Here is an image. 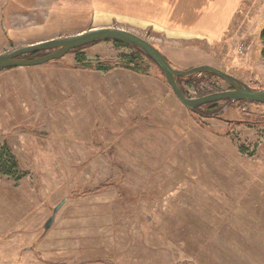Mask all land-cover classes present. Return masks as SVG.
I'll use <instances>...</instances> for the list:
<instances>
[{
	"label": "rangeland",
	"instance_id": "1",
	"mask_svg": "<svg viewBox=\"0 0 264 264\" xmlns=\"http://www.w3.org/2000/svg\"><path fill=\"white\" fill-rule=\"evenodd\" d=\"M103 26L264 88V0H0V53ZM74 49L0 70V264H264V103L191 110L143 52ZM203 72L188 96L231 88Z\"/></svg>",
	"mask_w": 264,
	"mask_h": 264
},
{
	"label": "water",
	"instance_id": "2",
	"mask_svg": "<svg viewBox=\"0 0 264 264\" xmlns=\"http://www.w3.org/2000/svg\"><path fill=\"white\" fill-rule=\"evenodd\" d=\"M100 40H118L128 45L137 46L161 68L173 92L188 109L194 110L196 107L205 103L223 99L251 100L264 103V88L254 89L245 81L212 64L205 63L187 69H177L169 63L165 55L150 41L128 29L120 27H95L73 35L51 38L13 48L12 50L0 53V70L14 66L40 64L51 59H57L64 56L71 49ZM41 50H46L47 52L32 57L25 56V54L35 53ZM203 71L217 75L225 80L231 88L196 97L188 96L179 82L178 77ZM63 202L64 199L54 207L53 213L44 224L45 231L53 224L55 213Z\"/></svg>",
	"mask_w": 264,
	"mask_h": 264
},
{
	"label": "trees",
	"instance_id": "3",
	"mask_svg": "<svg viewBox=\"0 0 264 264\" xmlns=\"http://www.w3.org/2000/svg\"><path fill=\"white\" fill-rule=\"evenodd\" d=\"M260 36H261L262 42L264 44V28L261 30ZM112 41H114V43L117 44V45L128 46V47H130L132 49V53L135 52V55L130 53V55H129L130 57L128 58L129 61H135L136 60L135 56L137 54L138 55L139 54L143 55L142 51L137 46L128 45V44H126V43H124L122 41H118V40H112ZM80 48L81 47L76 48L74 50L78 51V50H80ZM96 67L99 68V69H106L107 68V67H103L102 65H99V64H97ZM202 74H205L206 76H217V75H215V74H213L211 72H208V71H204ZM190 77L191 76H184V77L180 76V77H178V79H179V82L182 85V82L183 81L186 82V81L190 80L191 79ZM240 101H245V100H240ZM247 101L253 102V103H260V102L251 101V100H247ZM216 108H217V102H208V103H205V104L201 105L200 107H198V110H202V109L213 110V109H216ZM16 171L20 172V168H19L17 157L13 153V151L9 147V145L5 142L2 145H0V173L1 174H5V175H12Z\"/></svg>",
	"mask_w": 264,
	"mask_h": 264
}]
</instances>
